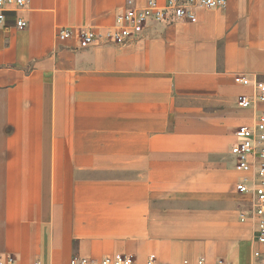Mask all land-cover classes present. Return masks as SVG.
Here are the masks:
<instances>
[{
  "label": "crops",
  "instance_id": "crops-1",
  "mask_svg": "<svg viewBox=\"0 0 264 264\" xmlns=\"http://www.w3.org/2000/svg\"><path fill=\"white\" fill-rule=\"evenodd\" d=\"M144 3L27 0L17 14L25 28L15 27V13L0 25V117L49 120L35 134L81 140L27 149L0 144V254H13L16 264L48 255L60 262L67 246L59 233L72 230L75 214L89 208L123 216L115 228L128 231V239L114 245L116 252L77 256L130 254L132 264H148L150 255L151 264L264 262L252 223L237 217V210L249 211V195L236 204L232 193L242 175L234 130L264 112V102L236 104L252 93L240 77L264 82V0L196 8L193 20H148L124 43L84 46L74 35L57 38L63 27L111 29L117 13ZM171 118L205 120L170 132ZM224 130L234 140L232 168L207 165V151ZM90 135L118 137L89 142ZM21 150L38 153H5ZM108 150L129 153V179L75 175L78 163L105 164Z\"/></svg>",
  "mask_w": 264,
  "mask_h": 264
},
{
  "label": "built area",
  "instance_id": "built-area-1",
  "mask_svg": "<svg viewBox=\"0 0 264 264\" xmlns=\"http://www.w3.org/2000/svg\"><path fill=\"white\" fill-rule=\"evenodd\" d=\"M129 3L132 0H128ZM27 0H0V25L5 22L8 13L16 15L23 11ZM226 0H166L161 4L158 0H145L142 6H131L117 13L115 24L111 29L95 31L93 29L63 27L57 32L58 40H65L77 35L84 45L93 42H124L141 31L148 20L156 22H176L193 20L196 8H223ZM27 21L17 15L15 27L23 29ZM242 85H250V95H239L237 104L239 108H250L257 102H264V82L249 77H240ZM236 141L233 146L235 168L241 176L235 184V189L240 194L249 195L250 209L241 213L242 222H251L254 229V238L257 244L264 245V112L259 114L252 125H239L234 130ZM253 255L260 259L261 252L255 250ZM262 259V257H261ZM153 261L149 256L148 264ZM133 258L128 254L116 253L105 255L99 259L85 256H73L69 264H132ZM200 263V261H199ZM0 264H16L11 253L0 254ZM33 264H39L35 261ZM216 264H230L218 260ZM261 264H264L261 261Z\"/></svg>",
  "mask_w": 264,
  "mask_h": 264
},
{
  "label": "rangeland",
  "instance_id": "rangeland-1",
  "mask_svg": "<svg viewBox=\"0 0 264 264\" xmlns=\"http://www.w3.org/2000/svg\"><path fill=\"white\" fill-rule=\"evenodd\" d=\"M77 29V28H76ZM83 29H93L95 31H102L97 30L95 28H83ZM76 39L79 40L81 45H84L77 35ZM114 42H93L88 45H101V44H108ZM124 43V42H123ZM122 44V43H121ZM237 104V103H236ZM203 110L206 112V107ZM205 120L204 118L201 119H178V118H171L170 119V132H173L174 128L178 125H183L186 123L187 126H192L193 123H198L199 121ZM219 126H224L226 123L225 117L218 118ZM49 120L45 119H27V118H1L0 117V144H20L23 146L22 148H29L32 146L31 144H46V143H57V142H70V141H81L79 140V136H65V135H52V134H35L39 129L42 131L47 130L45 126ZM38 123H42V126L39 128ZM35 124V125H33ZM226 127V126H225ZM223 127V128H225ZM220 130V129H219ZM98 137H102L106 143H113L118 136L113 135H90L88 138L89 142H95V139ZM174 137V136H171ZM217 137H221V141L218 142L217 145H214L211 150L207 151L205 161L207 165L209 163H217L218 168H232V154L230 153V148L233 145L232 135L230 131L224 130V132L219 131ZM174 152V151H173ZM5 153L9 154H21L25 157L33 154H37L38 151L34 150H21V151H7ZM58 153H66L65 151H58ZM172 153V152H171ZM84 154V153H83ZM128 152H123V156L118 154L115 150H108L106 152V161L105 164L101 161H97L95 163L91 162H82L78 163L79 166H75V175H84L90 177H105L116 179L119 177L128 178L130 176L129 171V156ZM74 156L76 158V152H74ZM22 157V156H21ZM234 158V157H233ZM116 159L117 163H114ZM122 159V162L119 160ZM119 162V163H118ZM77 164V165H78ZM236 172V171H235ZM233 190V189H232ZM232 193L236 197V204H240V200L238 199L239 196L246 197L245 195L239 194L236 189L232 191ZM248 199V197H247ZM247 201V200H246ZM250 209V204L249 208ZM238 212V219L241 213H247L239 210ZM123 216L116 215L111 211L106 209H95L89 208L84 210H79L78 213L74 216L73 222V229L68 230L66 232L59 233V241L62 243V240L66 243V250L65 246L61 247V250H65V253L61 256L60 262L50 261L51 257L38 258L37 261L39 264H69L70 256L74 255H101L104 253H113L118 250L115 248L114 245L120 243L122 241H127L128 239V231H122L120 229H116L115 227L123 226ZM239 222L240 219L238 220ZM58 240L55 239V242ZM52 243V239H50ZM64 243V242H63ZM115 250V251H112ZM33 261V260H32ZM31 261V262H32ZM30 262V264H31Z\"/></svg>",
  "mask_w": 264,
  "mask_h": 264
},
{
  "label": "bare ground",
  "instance_id": "bare-ground-1",
  "mask_svg": "<svg viewBox=\"0 0 264 264\" xmlns=\"http://www.w3.org/2000/svg\"><path fill=\"white\" fill-rule=\"evenodd\" d=\"M128 255H130V254H128ZM132 256V255H131ZM132 258H133V256H132ZM133 263V262H132Z\"/></svg>",
  "mask_w": 264,
  "mask_h": 264
}]
</instances>
